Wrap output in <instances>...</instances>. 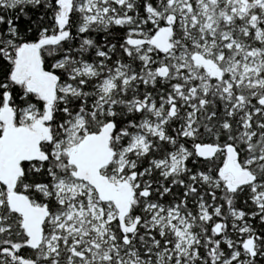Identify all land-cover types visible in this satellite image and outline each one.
Here are the masks:
<instances>
[{
	"label": "snow or ice",
	"instance_id": "1",
	"mask_svg": "<svg viewBox=\"0 0 264 264\" xmlns=\"http://www.w3.org/2000/svg\"><path fill=\"white\" fill-rule=\"evenodd\" d=\"M0 264H264V0H0Z\"/></svg>",
	"mask_w": 264,
	"mask_h": 264
}]
</instances>
